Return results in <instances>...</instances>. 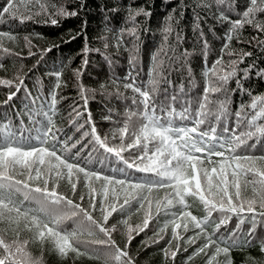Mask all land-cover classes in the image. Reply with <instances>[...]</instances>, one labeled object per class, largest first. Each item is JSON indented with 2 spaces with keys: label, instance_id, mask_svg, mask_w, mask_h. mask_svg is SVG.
Listing matches in <instances>:
<instances>
[{
  "label": "snow or ice",
  "instance_id": "snow-or-ice-1",
  "mask_svg": "<svg viewBox=\"0 0 264 264\" xmlns=\"http://www.w3.org/2000/svg\"><path fill=\"white\" fill-rule=\"evenodd\" d=\"M213 5L219 13L214 18L218 23H226L228 29L224 36L221 57L204 73L206 83L203 98L197 102L198 106L193 109L191 102L185 101L187 106L177 112L175 95L166 97L164 101L158 100L161 83L170 82L164 76L165 61L157 53L153 55L154 64L146 84H138L134 78L125 77L130 82L124 83V88L131 89L139 99L133 97L135 110H126L123 127L113 133V138L117 134L120 137L119 147L109 146L106 138L99 136L95 126L91 128V136L105 152L123 160L127 168L149 173L154 178L133 181L127 178L124 169L120 171L125 178L101 176L100 172L81 166L76 157L70 154L79 141L70 143L73 140L71 136L61 139L63 130L56 126L53 119L59 102L56 89L62 85L60 71L51 73L56 77V82L49 93L50 101L46 105L48 111L42 113L46 122L33 118L39 113L29 114L32 128L26 127L23 122L19 126H14L11 122H0V264H43L46 247L65 258L75 254L76 257L86 256L101 260L102 264H135L127 248L134 239V234L139 235L149 229L153 219V200L149 194L154 189L162 188L171 191L155 201L157 213L164 209V215H170L171 219L166 220L154 233L157 239L152 242L159 243L164 238L160 233H166L170 225L172 240L168 244L171 246L173 240L177 242L176 250L164 249L165 257L170 255L174 259L181 249L179 241L183 238L177 231L181 228L185 233L190 229H198L194 236L186 238L185 243L196 244L197 240L203 239V243L188 257L189 261L194 256L203 254L206 257L205 264H232L231 251L250 247L254 241L259 243L260 251L264 253V238L257 239V228L264 226V154H255L257 144L264 141V94L252 96L250 104H242L236 111L237 128L230 130L225 125L224 134H220L212 123L214 120L218 124L227 118L230 91H246L238 73L243 72L246 78L254 65L245 69H240L239 65L252 53L243 50L237 52L230 45L233 40L237 43L245 42L242 39L245 26L264 33V0H199L196 7L211 10ZM85 7L86 0H78V7L72 10L64 4L55 3L51 4L50 10L48 3L42 0H7V4L0 11V17L8 14L12 19L18 18L23 24L44 15L47 17L44 23L57 25L58 18L77 17ZM231 14L238 18L232 19ZM140 15L150 16L151 13L143 8L129 12V20L133 22V26L127 32L131 36H136L135 20ZM199 19L197 15L196 20ZM174 24L175 17L169 14L162 29L166 41L175 30ZM86 26L87 21H84L81 32L77 35H81ZM199 28L200 24L196 23L195 30ZM124 31L125 29H121V37ZM200 35L203 37V32ZM5 38L13 43L17 40V36L11 32L0 31V52L19 56V53L4 46ZM71 39H76V36ZM180 39L177 33V40ZM252 39L257 45L264 47V40L256 37ZM24 41L29 48L28 55H35L31 51L33 45L29 36H25ZM85 41L84 52L87 54V37ZM203 46L207 49L206 40ZM107 47L106 43L105 48ZM51 50L47 48L42 51ZM160 52H164V49L161 48ZM224 54L230 58L227 61V70L223 61ZM188 56L189 53L184 52L181 59L187 61ZM172 59L174 56L168 57L169 62ZM134 61L135 56L130 57V64ZM87 63L85 59L83 65L86 66ZM3 67L0 63V68ZM76 74L79 75L80 70H76ZM256 74L264 78V69ZM233 78H236L237 89L227 87ZM16 79L19 81L15 85L17 91L10 92L3 104L12 101L24 87L23 78L17 76ZM0 85L11 87L13 81L0 79ZM90 91L92 90L80 85L79 95L83 101V111L80 105H72L70 124L77 131L85 127V124H79V120L87 111ZM183 91L181 88V92ZM116 94L123 95L119 92ZM216 94H222L223 99H209L210 95ZM26 95L31 94L26 90ZM37 99L38 97L33 98L32 103L35 104ZM248 108L252 110L251 113L246 110ZM185 121H191V126L184 123ZM85 123H92L90 112ZM241 126L245 130L237 134ZM88 135L89 132L84 131L82 138ZM249 141L255 142L250 144ZM128 149H137L139 152L131 162L121 155ZM80 173H83L89 193L87 208L58 190L59 182L67 179L75 195ZM93 178L103 181L100 189L91 183ZM249 189L250 196L247 194ZM121 195L124 196L123 203L117 205L115 201ZM188 198L199 202L204 211L203 217L193 215L188 210ZM79 199L83 201L84 195L81 194ZM133 201L139 203L141 208H144L146 201L148 210L142 224H136L135 227L127 218L119 221L124 226L126 236L124 249H121L112 235L118 230L117 225L109 226V218L117 211L121 214L131 211ZM97 210L101 213V219L93 215ZM233 216L238 221L236 228L225 235L220 230ZM244 223L252 225L247 234L239 231ZM23 232L30 233V237L21 239ZM84 236L91 239H82ZM33 243L40 245V257L34 256L29 250V245ZM221 256L224 257L223 261L219 259Z\"/></svg>",
  "mask_w": 264,
  "mask_h": 264
},
{
  "label": "trees",
  "instance_id": "trees-1",
  "mask_svg": "<svg viewBox=\"0 0 264 264\" xmlns=\"http://www.w3.org/2000/svg\"><path fill=\"white\" fill-rule=\"evenodd\" d=\"M42 2L48 3L50 10H52V3L64 4L69 10L78 7V0H42ZM198 2L199 0H86V7L80 10L77 17L58 18L59 23L57 25H52L50 22L44 23V20L47 19L44 15L23 24L19 22L18 18L12 19L8 14L0 17V31L11 32L17 36L15 43L5 38L4 46L12 49L14 53L20 54L16 56L0 52V63L4 65L3 68H0V79L13 81L11 87L0 85V122H11L14 126H19L23 122L26 127L32 128L33 125L29 119L30 113H39L33 118L37 121L46 122L42 113L48 111L46 105L50 101L49 93L53 90V85L56 82V77L51 73L60 71L62 85L56 89L59 102L53 119L56 126L63 130L60 134L61 139L71 136L73 140L70 143L79 141L76 147L71 149L70 154L76 157L81 166L88 170L98 171L101 176L125 178L120 171V169H124L127 178L133 181L154 178L149 173L139 172L135 168H127L123 160L114 154L105 152L91 136V128L94 125L99 136L102 139L106 138L109 146L119 147L120 137L117 134L113 138V133L118 128L123 127L126 110H135L132 99L136 94L131 89L124 88V83L130 82L125 80V77L130 76L135 79L136 83L146 84L154 64L153 55L157 53L165 61L164 76L170 82L161 83L158 100L164 101L166 97L170 98L175 95L177 97L175 104L177 112L187 106L185 101L191 102L193 109L198 106L197 102L203 98L204 94L203 90L206 83L204 73L221 57V48L228 29L226 23H218L214 18V15H219L215 5L212 6L211 10H206L196 7ZM6 4L7 0H0V11ZM140 8L150 12L151 15L136 17V36H131L127 32V29L133 26V22L129 20V12ZM21 11H23V7ZM169 14L175 17V30L166 41L162 29ZM197 15L200 17L199 21L196 20ZM231 15L232 19L238 18L235 14ZM84 21H87V26L81 35H77L78 32H81ZM196 23L200 24L198 30H195ZM121 29H125L122 37ZM201 32L204 34L203 37L200 35ZM177 33L181 37L179 41L177 40ZM25 36H29L31 39L33 45L31 51L35 55H28L29 48L25 46ZM72 36H76V39H71ZM85 37H87L89 49L87 54L84 52ZM253 37L264 40V33L256 32L252 27L245 26L242 32V39L245 42L237 43L236 40L231 42L230 47L237 52L243 50L252 53L251 56L244 58V62L239 65L240 69L248 68L249 65H254V67L250 69L246 78H244L243 72L238 73V77L242 79L243 89L246 91L237 90L228 93L230 100L227 118L218 124L214 120L212 121L220 134H224L225 125L230 130L238 127L235 113L242 104L248 105L252 96L264 94V78L256 74L264 69V47L257 45L256 41L252 39ZM118 38L120 39L119 43ZM205 40L208 45L207 49H204L203 46ZM106 43L108 44L107 48H105ZM47 48L52 50L42 51ZM161 48L164 49V52H160ZM184 52L189 53L187 61L181 59V54ZM132 56H135V61L130 64L129 61ZM171 56H174V59L169 62L168 57ZM85 59L88 61L86 66L83 65ZM229 59L227 54L223 55L226 70ZM76 70H80L79 75L76 74ZM17 76L23 78L24 87L17 92L12 101L3 104L10 92L17 91L15 86L19 83L16 79ZM81 84L92 91L89 93L87 111L79 120V124H85V127L81 131H77L76 127L70 124L72 118L70 113L74 103L80 105L81 111H83V101L79 95ZM101 85H104L103 89ZM227 87L237 89L236 78L230 80ZM181 88H183V92H181ZM26 90L31 94L30 96L26 95ZM117 92L123 95H117ZM37 97L36 103L33 104L32 99ZM60 97H64V99H60ZM136 98L139 99L138 96ZM209 99H223V95H210ZM41 105L45 106L41 107ZM213 107L215 106L213 105ZM246 110L249 113L252 112L250 108ZM89 112L92 123L86 124L85 121ZM184 123L191 126V121ZM177 124H180V121H177ZM84 131H88L89 135L82 138ZM254 142L250 141V144ZM32 143H36V141H32ZM138 154L137 149H128L121 153L124 159L129 160V162ZM255 154H264V141L257 144ZM78 175L79 182L75 195L67 179L59 182L58 190L87 208L89 206L88 189L85 187L83 173ZM73 181H76L75 176ZM91 183L100 189L103 181H97L93 178ZM169 191L171 190L166 188L154 189L149 194L150 199L153 200L151 208L153 219L150 221V227L139 235L134 234V239L127 251L135 264H205L206 257L203 254L188 260L195 249L203 243V239L197 240L196 244L184 242L187 237L194 236L198 229H190L186 233L182 228L177 230L183 239L179 241L181 249L174 259L170 255L168 257L164 255L166 248L176 250V241L173 240L171 246L168 244V241L172 240L171 225L166 233H160L164 238L159 240V243L152 242L157 239L154 233L163 226L166 220L171 219L170 215H164V209L157 213L155 205V201L163 198ZM81 194L85 197L83 201L79 199ZM247 194L251 195L250 189ZM123 199L124 196L121 195L115 203L117 205L122 204ZM188 203L190 205L188 210L193 215L203 217L204 211L198 201L188 198ZM176 207L179 208L178 205ZM147 210L148 203L146 201L144 208L133 201L131 211H125L123 214L117 211L109 218V226L117 225L118 230L112 235L121 249H124L126 236L124 235V226L120 225L119 221L127 218L129 223L135 227L136 224H142ZM93 215L97 219H101L99 210ZM237 222V218L233 216L220 231L227 235L236 228ZM251 227L250 223H244L239 231L247 234ZM30 235L28 232H23L21 239L29 238ZM259 238H264V226L257 228V239ZM82 239L91 238L84 236ZM184 248H187V251H184ZM29 250L34 256H41L39 244H30ZM219 259L223 261L224 257L221 256ZM231 259L232 264H264V253L260 251L259 243L254 241L250 247L233 249ZM43 264H102V261L89 259L86 256L76 257L75 254H70L67 258L60 257L46 247L43 252Z\"/></svg>",
  "mask_w": 264,
  "mask_h": 264
},
{
  "label": "rangeland",
  "instance_id": "rangeland-1",
  "mask_svg": "<svg viewBox=\"0 0 264 264\" xmlns=\"http://www.w3.org/2000/svg\"><path fill=\"white\" fill-rule=\"evenodd\" d=\"M244 130H245V128L243 126L239 127L237 134L239 133V131H244ZM249 143H250V141H249Z\"/></svg>",
  "mask_w": 264,
  "mask_h": 264
}]
</instances>
